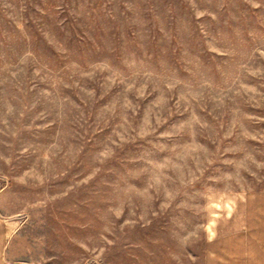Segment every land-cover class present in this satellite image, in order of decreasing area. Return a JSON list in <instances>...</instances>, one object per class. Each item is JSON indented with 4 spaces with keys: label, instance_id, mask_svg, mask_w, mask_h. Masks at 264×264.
<instances>
[{
    "label": "rangeland",
    "instance_id": "374dc122",
    "mask_svg": "<svg viewBox=\"0 0 264 264\" xmlns=\"http://www.w3.org/2000/svg\"><path fill=\"white\" fill-rule=\"evenodd\" d=\"M258 193L264 0H0L17 264H204L210 204Z\"/></svg>",
    "mask_w": 264,
    "mask_h": 264
},
{
    "label": "crops",
    "instance_id": "0c3cea01",
    "mask_svg": "<svg viewBox=\"0 0 264 264\" xmlns=\"http://www.w3.org/2000/svg\"><path fill=\"white\" fill-rule=\"evenodd\" d=\"M218 203L210 204L215 212L209 221L204 264H264V193ZM9 243V222L0 213V264H17Z\"/></svg>",
    "mask_w": 264,
    "mask_h": 264
}]
</instances>
